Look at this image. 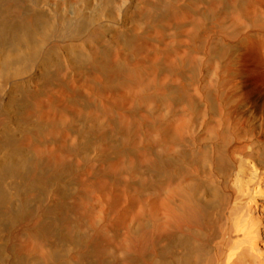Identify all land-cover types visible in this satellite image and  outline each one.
I'll use <instances>...</instances> for the list:
<instances>
[{"label": "bare ground", "instance_id": "6f19581e", "mask_svg": "<svg viewBox=\"0 0 264 264\" xmlns=\"http://www.w3.org/2000/svg\"><path fill=\"white\" fill-rule=\"evenodd\" d=\"M115 1L0 0V264H264V0Z\"/></svg>", "mask_w": 264, "mask_h": 264}, {"label": "rangeland", "instance_id": "374dc122", "mask_svg": "<svg viewBox=\"0 0 264 264\" xmlns=\"http://www.w3.org/2000/svg\"><path fill=\"white\" fill-rule=\"evenodd\" d=\"M33 1V0H32ZM57 1V2H56ZM79 0H51V4L55 5V3H57L61 8H67L68 10V13L70 14V11L72 10V8L75 7V5L78 3ZM27 4H30L31 5V2H25ZM24 3V4H25ZM60 3V4H59ZM135 3L140 5L141 4V0H135ZM23 5V4H22ZM118 5V8L120 7V9H118L116 6ZM63 6V7H62ZM124 8V9H123ZM127 8V5H124L123 3V0H116L115 3L113 4V10H114V13H115V16L117 14L118 15H123L126 13V9ZM122 9V10H121ZM66 15L67 18L68 17V14ZM122 13V14H121ZM71 16V15H69ZM233 22V20L230 18V20L228 21V25H231ZM117 49H122V45H118ZM125 77H126V80H129L130 79V74H125ZM120 89L123 91L125 97L127 99L131 98L132 95H135L136 92H137V89L135 87H133L131 85V83L129 81H124L121 85H120ZM111 92V91H110ZM110 93H107V96H109ZM148 104H146L147 106ZM130 107V104L127 105V108ZM127 118V117H126ZM125 118V126H127V119ZM147 136L149 139L152 138V134L150 132L147 133ZM134 144L137 145L139 144V136L137 135L135 141H134Z\"/></svg>", "mask_w": 264, "mask_h": 264}]
</instances>
